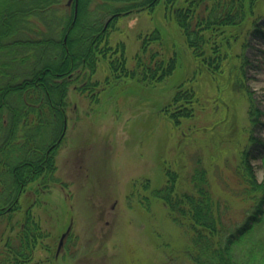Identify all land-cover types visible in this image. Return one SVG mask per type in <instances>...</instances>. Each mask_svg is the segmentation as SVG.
<instances>
[{
  "label": "rangeland",
  "instance_id": "obj_1",
  "mask_svg": "<svg viewBox=\"0 0 264 264\" xmlns=\"http://www.w3.org/2000/svg\"><path fill=\"white\" fill-rule=\"evenodd\" d=\"M100 1L93 0L89 7ZM67 2L54 3L42 18L30 14L25 37L36 39L46 34L58 40L61 18L74 6V0ZM165 6L161 1L153 10L117 17L102 42L107 55H98L95 73L86 69L73 78L67 94V127L56 150L59 180L31 182L19 199V209L1 224L6 230L0 243L3 246L8 236L21 230L17 222L25 220L31 208L42 236L25 264H193L192 230L176 223L167 205L152 192L165 182L167 168L178 172V190L188 189L186 172L198 153L216 193L232 199L220 189V175L230 184L234 182V168L253 134L250 100L244 90L235 87V75L228 71L239 59H232L222 73L212 72L194 56ZM263 15L264 0H256L249 18ZM156 29L161 39L149 45L161 52L165 62L176 58L172 74L148 83L141 76L118 75L112 70L111 60L122 51L128 69H137V56L143 55L142 40ZM234 32L235 38L225 34L232 55L243 50L246 37L239 28ZM252 45L247 51L255 60L264 44ZM23 52L28 55L26 63L12 60L6 69L30 72L35 58L28 49ZM52 52L47 49L40 64ZM1 53L0 60L5 59ZM261 68L251 67L244 84L264 110V56ZM4 77L0 69V80ZM180 86L194 91V114L181 117L177 124L170 112ZM256 130L264 139V127ZM48 134L45 131L43 139ZM253 162L258 180L264 182L263 161L258 157ZM232 202L233 208L242 204L235 199Z\"/></svg>",
  "mask_w": 264,
  "mask_h": 264
},
{
  "label": "trees",
  "instance_id": "obj_2",
  "mask_svg": "<svg viewBox=\"0 0 264 264\" xmlns=\"http://www.w3.org/2000/svg\"><path fill=\"white\" fill-rule=\"evenodd\" d=\"M60 1L0 0V52L5 58L0 60L1 73L5 76L0 80V243L6 232L1 224L19 209V199L26 187L39 179L59 180L55 144L67 120V94L75 75L86 69L95 73L98 55H107L102 42L117 17L135 10H153L163 1L194 56L208 69L222 73L232 59H239L228 71L229 75H235V87L244 90L250 100L253 134L239 165L234 168V182L230 184L220 175V189L232 199L216 193L200 153L189 162L188 189L179 191L178 172L167 168L165 182L152 195L167 205L176 223L192 230L193 264H264V182L258 180L253 162L259 157L264 163V139L256 130L261 125L264 127V110L253 90L244 84L251 67L262 65L263 69L264 48L258 49L255 60L247 51L253 42L257 46L264 44V15L254 20L249 18L256 0H101L94 8L89 7L93 0H78L77 13L74 4L71 13L61 18L58 40L46 34L43 38H26L28 16L41 17ZM32 27L31 24L35 30ZM238 28L246 37L243 50L232 55L225 34L235 38L234 30ZM160 39V31L156 29L142 40L145 56H137V69H128L122 51L121 56L111 60L112 70L118 75L141 76L148 83L172 74L176 58L172 56L165 62L161 52L149 45L150 41ZM27 49L35 58L30 72L6 69L12 60L26 63L28 55L23 51ZM47 49L53 52L40 64ZM182 86L174 95L175 108L170 112L177 124L181 117L194 114V91ZM45 131L50 134L43 139ZM233 199L242 203V207L233 208ZM17 224L21 230L8 236L0 246V264H25L42 236L31 208L25 220Z\"/></svg>",
  "mask_w": 264,
  "mask_h": 264
},
{
  "label": "water",
  "instance_id": "obj_3",
  "mask_svg": "<svg viewBox=\"0 0 264 264\" xmlns=\"http://www.w3.org/2000/svg\"><path fill=\"white\" fill-rule=\"evenodd\" d=\"M72 1H73V0H68V4H71ZM77 7H78V0H75V14L77 13ZM114 16H115V14L112 15V16L108 19L107 23H108V22H109ZM65 130H66V126H65L64 131H63L61 137L59 138V141H58V142H60V140H61L62 137L64 136ZM69 229H70V228H69ZM69 229H68L67 232H65V233L62 235V238H61L60 243H59V248H60L61 245L63 244L64 237H65V236L67 235V233L69 232Z\"/></svg>",
  "mask_w": 264,
  "mask_h": 264
}]
</instances>
